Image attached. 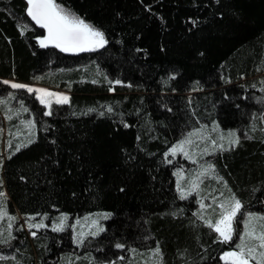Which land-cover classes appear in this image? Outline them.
<instances>
[{
	"label": "trees",
	"instance_id": "trees-1",
	"mask_svg": "<svg viewBox=\"0 0 264 264\" xmlns=\"http://www.w3.org/2000/svg\"><path fill=\"white\" fill-rule=\"evenodd\" d=\"M56 3L103 32L106 45L82 54L41 47L45 30L26 0H0V99H21L36 129L4 163L16 222L13 239L0 240L13 257L0 264H133L132 251L153 250L162 264H226L245 214H264V0ZM6 79L68 91L69 102L48 115ZM212 123L241 136L207 158L242 204L228 243L199 216L197 197L179 194L178 164H190L168 154ZM97 212L111 214L104 231L75 245L73 223ZM62 214L69 227L53 231ZM18 215L49 226L31 236Z\"/></svg>",
	"mask_w": 264,
	"mask_h": 264
},
{
	"label": "rangeland",
	"instance_id": "rangeland-1",
	"mask_svg": "<svg viewBox=\"0 0 264 264\" xmlns=\"http://www.w3.org/2000/svg\"><path fill=\"white\" fill-rule=\"evenodd\" d=\"M37 25V24H36ZM45 30V37L47 36V29ZM43 39V38H41ZM39 39L38 41H40ZM106 43L103 45V47ZM48 46H53L49 44ZM47 46V47H48ZM55 47V46H54ZM103 47H98L95 50L88 51H63L69 54H82L92 51L99 50ZM59 49V48H58ZM11 91H25L29 94H35L36 98L46 108V112L49 115L51 108L54 104H67L70 99V93L65 90H56L49 87L42 86L40 84H26L18 82L16 80H1ZM7 82V83H5ZM12 84H22L25 85L24 88H12ZM31 88L33 91L29 92L28 89ZM43 90L47 93H52L51 96L43 95L41 91ZM12 95L6 97L8 100ZM60 97H67V102L58 103ZM11 99V98H10ZM44 101V103L41 102ZM22 104L24 107H22ZM2 105L5 107L3 110ZM0 110L2 114V120L0 121V203L6 206L7 216H0V240L3 239V242L13 239V231L15 229L14 223L16 222L15 217L12 216L7 210V192L4 187V178H3V168L6 158L8 157V152L13 149L20 148L29 144L33 141L36 135V129L33 123V117L29 109L25 106L21 99L13 97L12 101H1L0 99ZM27 112L25 113V111ZM10 112V117H6L5 112ZM29 114L28 118L20 116L21 114ZM32 117V118H31ZM12 119H18L13 125H9V121ZM13 121V120H12ZM234 133V135H229ZM244 137L250 138L249 134L246 132L243 133ZM238 132L235 131H223L218 124L212 123L210 125H202L201 128L189 131L181 141L189 140V143L184 144V151L188 153L187 157L184 155V152L177 151L175 154H172V149L176 147L177 144H180L179 141L171 150L169 151V156L172 159L181 157L186 162L190 164V167L185 168V165L182 163L178 164L176 186L179 194L183 198H189L191 196H196L199 203V216L205 220L208 224H213L214 226L219 223L222 218V215L226 214L225 207L231 203L233 199L237 200L230 190L227 189L226 182L222 177L215 171L212 164L207 161V158L215 153L233 148L237 143H232L233 141H238L239 138ZM15 143V144H14ZM15 148H14V147ZM222 146V147H221ZM183 166V167H182ZM241 210V209H240ZM239 210V212H240ZM237 213V216L239 215ZM249 215L255 217L264 216V214L259 213H246L242 223H241V233L240 237L247 230L245 229V222ZM235 217V219L237 218ZM19 219L21 218L18 215ZM111 217V214L107 212H97L89 215H85L75 220L72 225V230L74 233V243L77 246L83 244L84 240L88 237H96L104 231V221L108 220ZM62 218H66L63 219ZM235 219L233 220V236L235 233ZM21 225L20 229L24 230L31 236H34L33 233L41 231L49 226V219H40L36 217H31L26 219H20ZM53 228L60 227L62 224V230H66L70 225V216L62 214L58 221L51 222ZM11 224L9 228L8 225ZM43 224L44 227H30L31 225ZM261 224H264V220H254L252 222V227L255 229V236H258L264 229L260 227ZM59 230V231H62ZM54 231V230H53ZM239 237V238H240ZM11 238V239H10ZM233 238V237H232ZM247 240V245L249 247L259 244V241L255 238H245ZM234 251H239L234 250ZM264 251V249L257 248V252ZM232 252V251H229ZM228 253V252H226ZM131 263L133 264H162L161 256L158 250L150 251L146 254H136L134 251L130 254ZM225 253L222 255V261L226 264H231L230 261L224 259ZM0 263H6V261L12 259V255L0 253ZM126 264L127 262H121ZM255 260H250L249 264H255Z\"/></svg>",
	"mask_w": 264,
	"mask_h": 264
},
{
	"label": "snow or ice",
	"instance_id": "snow-or-ice-1",
	"mask_svg": "<svg viewBox=\"0 0 264 264\" xmlns=\"http://www.w3.org/2000/svg\"><path fill=\"white\" fill-rule=\"evenodd\" d=\"M28 7L26 13L31 20L40 28L47 29V36L39 41L41 47H47L49 44L59 48L61 51H88L95 50L98 47H103L106 43L104 33L96 29L94 26L86 23L82 18L75 13L66 10L64 7L56 3V0H26ZM7 83V82H5ZM12 88H24L22 84H12ZM29 92L33 89L29 88ZM41 91L43 95L51 96L52 93ZM67 97H60L58 103L67 102ZM44 103L43 100H41ZM111 111V109H108ZM229 135H234L230 133ZM189 140L181 141L172 149V154L177 151L184 152L187 157L188 153L184 151V144L189 143ZM233 141L232 143H237ZM222 147V146H221ZM183 198V196H182ZM242 204L239 200L233 199L229 205L225 207L226 214L222 215L221 220L214 227V230L219 233L223 243H228L233 237V220L241 209ZM6 206L0 203V216H7ZM66 219V218H62ZM264 220V216L255 217L249 215L245 222L243 235L239 238V242L235 245L239 251L225 253L224 259L230 261L231 264H249L250 260H255L256 264H264V251L257 252V248L264 249V231L258 236H255V229L252 227L254 220ZM11 227V224L8 225ZM30 227H44L43 224L31 225ZM260 227L264 229V224ZM54 231L62 230L60 227L53 228ZM35 235V233H33ZM245 238H255L259 241L258 245L249 247ZM122 247V245H117ZM4 259V257H0Z\"/></svg>",
	"mask_w": 264,
	"mask_h": 264
}]
</instances>
